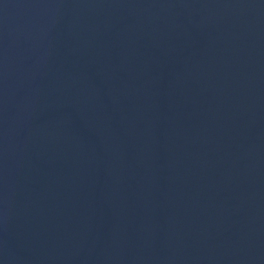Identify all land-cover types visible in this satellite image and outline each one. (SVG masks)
Returning <instances> with one entry per match:
<instances>
[{
  "label": "water",
  "instance_id": "water-1",
  "mask_svg": "<svg viewBox=\"0 0 264 264\" xmlns=\"http://www.w3.org/2000/svg\"><path fill=\"white\" fill-rule=\"evenodd\" d=\"M0 264H264V0H0Z\"/></svg>",
  "mask_w": 264,
  "mask_h": 264
}]
</instances>
